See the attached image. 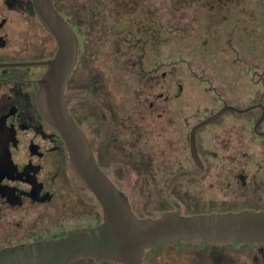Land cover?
<instances>
[{
  "label": "flooded vegetation",
  "instance_id": "flooded-vegetation-1",
  "mask_svg": "<svg viewBox=\"0 0 264 264\" xmlns=\"http://www.w3.org/2000/svg\"><path fill=\"white\" fill-rule=\"evenodd\" d=\"M51 1L74 31L77 42L76 62L64 89L66 108L84 133L98 166L127 196L138 218H156L176 210L183 215L264 211V72L249 77L231 76L229 83L239 84L230 85L229 91L240 89L239 95L231 98L221 97L212 86L218 103L212 107L169 106V97L163 98L160 93L161 103L150 102L130 120L132 128L124 140L129 148L126 154L121 149L124 141L121 142L119 102L115 98L118 86L112 84L110 90L103 74V59H93L95 52L98 55L102 50L87 44V50L81 52L84 44L78 41L76 23L59 8L57 2L61 0ZM192 1L209 22L241 17L248 28L249 8L257 12L264 0ZM124 12L125 17L129 15L128 21L126 17L125 21L118 18L115 22L117 29L124 32L122 43L127 49L138 45L146 51L154 34H161L165 22H160L157 29L148 16L149 20L137 25L131 12ZM2 14L0 11V249L92 227L101 223L104 215L96 197L72 170L60 134L38 110V82L47 66L3 65L51 59L57 50L53 36L32 10L25 14L30 22L34 17L45 31L43 41H32L29 27L27 32L16 34V42H11L6 30L9 20ZM39 28L35 30L40 32ZM215 30L210 29L216 33ZM164 40L160 39L161 45ZM142 56L134 64L143 67ZM151 62L146 58L145 63ZM159 65L166 68L167 59ZM161 76L166 81L165 71ZM169 88L164 84V90ZM178 88L176 98L182 93L181 85ZM248 90H256L257 94L251 103ZM206 120L210 121L203 123ZM88 122L91 124L87 127ZM142 143L147 147V169L115 170L121 161L136 162ZM138 178L143 179L145 187L138 186ZM141 191L149 206L135 202L132 195H140ZM68 264L122 263L77 258ZM142 264H264V243L174 242L150 246L143 250Z\"/></svg>",
  "mask_w": 264,
  "mask_h": 264
},
{
  "label": "rangeland",
  "instance_id": "rangeland-1",
  "mask_svg": "<svg viewBox=\"0 0 264 264\" xmlns=\"http://www.w3.org/2000/svg\"><path fill=\"white\" fill-rule=\"evenodd\" d=\"M57 3L61 11L76 23L78 41L84 44L81 52L87 44H95L103 52L98 51V55L95 52L93 59H103V74L110 90L112 84L118 86L115 98L119 102L121 142L129 138L130 120L135 113L150 102L159 104L168 96L169 106H216L218 103L214 100L212 86L221 97L231 98L239 95L240 90L229 91L230 85L239 84L229 83L231 76L249 77L264 72V1L257 12L249 8L248 28H245V19L241 17L209 22L202 17V11L198 13L192 0H61ZM32 10L30 0H0V11L9 20L6 25L10 33L9 41L16 42V34L27 32L29 27L32 28V41H43L42 33L45 31L35 23L34 17L30 22L25 14ZM124 11L131 12L130 17H135L137 25L149 20L148 16L153 18L157 29L160 22H165L161 34L156 32L151 45L146 43V51L138 45L130 50L122 43L124 32L117 29L115 22L118 18L125 21L126 17L128 21L129 15L125 17ZM70 12H74L73 15ZM224 22L223 28H216ZM125 26L128 25L125 23ZM36 27L40 32L35 30ZM211 28H216V33L211 32ZM162 38H165L163 45L160 44ZM141 56L145 58L143 67L134 64ZM146 58L152 59L149 65L145 63ZM165 59L168 66L160 68V62H165ZM151 69V72L142 73V70ZM163 71L167 74L166 81L161 76ZM164 84H169L170 88L164 90ZM179 85L182 93L180 98H176ZM255 91L248 90L250 103L257 95ZM160 93L163 98H158ZM90 124L88 122L86 126ZM125 143L121 144V149L127 154L129 148ZM145 147V144L138 146L142 151L138 153L136 162L121 161L115 170L130 168L145 171ZM137 182L138 186L145 187L143 179L138 178ZM140 193L132 195L135 202L149 206L144 191Z\"/></svg>",
  "mask_w": 264,
  "mask_h": 264
},
{
  "label": "water",
  "instance_id": "water-1",
  "mask_svg": "<svg viewBox=\"0 0 264 264\" xmlns=\"http://www.w3.org/2000/svg\"><path fill=\"white\" fill-rule=\"evenodd\" d=\"M30 1L36 18L55 40L56 53L47 61L3 65L47 66L38 82V110L60 134L72 170L96 197L104 215L95 226L77 228L55 239L2 248L0 264H68L77 258L142 264L143 250L150 246L174 242L264 243V211L183 215L176 210L156 218H138L132 212L127 196L98 166L84 133L65 105V84L76 62L75 33L51 0Z\"/></svg>",
  "mask_w": 264,
  "mask_h": 264
}]
</instances>
